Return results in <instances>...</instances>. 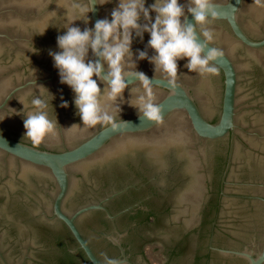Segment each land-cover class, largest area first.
Returning <instances> with one entry per match:
<instances>
[{"label": "water", "instance_id": "1", "mask_svg": "<svg viewBox=\"0 0 264 264\" xmlns=\"http://www.w3.org/2000/svg\"><path fill=\"white\" fill-rule=\"evenodd\" d=\"M215 3L219 74L189 72L179 59L171 87L136 60L154 55L149 34H133L135 70L152 80L162 119L140 118L130 103L144 89L128 78L113 129L83 126L49 52L73 20L81 31L110 21L118 0H93L86 18L73 0H0V252L78 264H264V8ZM37 95L51 100L58 128L33 145L23 120Z\"/></svg>", "mask_w": 264, "mask_h": 264}, {"label": "clouds", "instance_id": "2", "mask_svg": "<svg viewBox=\"0 0 264 264\" xmlns=\"http://www.w3.org/2000/svg\"><path fill=\"white\" fill-rule=\"evenodd\" d=\"M94 2L103 5L109 0ZM92 3L93 0H89V5L85 7L73 0L72 7L86 18L92 11ZM145 3L146 0H118L111 12L110 21L107 18L100 19L93 28L81 31L79 27L71 26L76 21L73 20L65 28V33L57 36L59 51H50L49 55L58 71L60 83L68 86L74 94L73 103L83 126L110 124L113 129L118 127L111 109L114 107L119 114L117 99L122 100V94L129 84L128 78L138 82L144 89L143 93L137 95L135 104L130 103L138 110L140 118L146 122L162 119L161 108L155 103L152 92V80L135 70L131 51L133 34L141 39L144 33L149 34L147 48L154 55L149 57L147 51H138L136 60L147 59L154 65L155 72L159 71L171 87L176 85L179 59L187 60L185 67L189 72L201 76L219 74V67L215 62L223 58L224 52L210 46L216 34L208 27L219 18L216 9L220 6L215 0H188L187 12L193 23L187 22L185 5H181L179 0H154L147 8ZM253 5L264 8V0H253L251 6ZM150 13H155L154 21ZM141 17L143 24L138 23ZM197 25L201 28L199 32ZM89 50L95 60L87 59ZM129 65L134 66L133 70H128ZM94 76L96 79H93ZM98 81L105 85L103 91L98 86ZM43 89L52 100L50 93ZM137 92L140 90L137 89ZM50 101L40 95L35 96L30 101L33 110L24 116V138L33 145H40L46 137L57 135V121L51 119L48 113ZM61 107L67 108V102L62 103ZM74 127L78 126L73 125L71 128ZM108 264L117 262L108 260Z\"/></svg>", "mask_w": 264, "mask_h": 264}]
</instances>
